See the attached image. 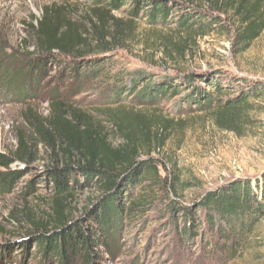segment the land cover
<instances>
[{"label":"trees","instance_id":"trees-1","mask_svg":"<svg viewBox=\"0 0 264 264\" xmlns=\"http://www.w3.org/2000/svg\"><path fill=\"white\" fill-rule=\"evenodd\" d=\"M95 6L83 22L70 21L61 8H44L36 25H30L35 51L22 64L25 74L34 78L51 66L59 82L86 83L105 71L114 48L134 39L132 19L140 17L154 29L174 27L177 41L160 39L172 62L212 34L227 36L230 54L238 59L264 34V0H97ZM125 6L126 23L114 15ZM135 74L129 84L105 75L112 103L107 108L86 111L57 95L45 116L24 110L26 130L18 131L16 149L0 153L5 192L25 176L23 164H42L41 177L51 194L49 211L39 220L29 218L21 247L25 253L32 245L38 264H104L103 255L112 251L122 224L150 220L151 210L169 232L176 256L188 254L189 247L198 249L196 257H186L191 264L211 256L232 263L251 248L264 219V174L255 180L233 179L183 203L181 192L192 185L182 181L176 163L168 168L156 155L173 123L141 109L158 112L164 100L179 97L178 112L204 115L219 130L240 138L254 123L249 114L264 115V80L218 70ZM86 192L90 197L78 211L79 195Z\"/></svg>","mask_w":264,"mask_h":264},{"label":"rangeland","instance_id":"rangeland-1","mask_svg":"<svg viewBox=\"0 0 264 264\" xmlns=\"http://www.w3.org/2000/svg\"><path fill=\"white\" fill-rule=\"evenodd\" d=\"M96 1L0 0V153L8 154L16 149L18 131L26 130L22 121L24 110L30 108L35 114L45 116L52 97L66 95L86 111L112 105L105 75H115L122 83L129 84L137 78L135 73L138 71L157 77L179 70H218L233 77L264 80V34L238 59L230 54L227 36L212 34L198 39L187 55L172 62L165 57L160 39L178 40L170 24L174 18L168 20L170 26L154 29L142 17L140 20L131 18L136 26L134 39L114 48L108 54L110 58L106 60L105 71L92 76L86 83L59 82L58 71L51 66L34 74V78L27 76L22 64L34 57L35 51L30 25H36L35 20L41 18L43 9L61 8L62 15L70 21L83 22L92 14ZM127 7L114 14L124 23L130 19L125 12ZM124 105L132 108V104ZM178 107L179 97H176L164 100L158 112L141 110L148 115L157 113L173 123L165 146L156 155L168 168L170 163H176L182 181L192 185L181 192L183 203L189 204L203 193L233 179L255 180L264 174V115L249 114L254 123L239 138L219 130L208 117L186 110L178 112ZM37 151L42 150L39 147ZM21 168L25 176L10 192L0 186V264H38L32 245L24 248L25 253L21 247L25 245V226L29 218L39 220L42 215H47L51 194L41 177L43 167L40 162L23 164ZM161 174L164 175L162 170ZM79 196L80 204L76 210L81 211L90 194L86 192ZM148 216L150 220L138 219L122 224L117 239L111 242L112 251L103 255L104 264H191L186 262L191 258L186 257H196L198 249L189 247L188 254L183 251L176 256L170 247V234L162 227L156 210H151ZM252 243L238 260L228 264H264V219L256 228ZM195 262L192 259V264H198ZM199 264L222 263L211 256L204 257Z\"/></svg>","mask_w":264,"mask_h":264}]
</instances>
